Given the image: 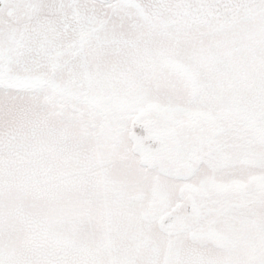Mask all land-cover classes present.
I'll return each instance as SVG.
<instances>
[{
  "label": "snow or ice",
  "instance_id": "obj_1",
  "mask_svg": "<svg viewBox=\"0 0 264 264\" xmlns=\"http://www.w3.org/2000/svg\"><path fill=\"white\" fill-rule=\"evenodd\" d=\"M0 264H264V0H0Z\"/></svg>",
  "mask_w": 264,
  "mask_h": 264
}]
</instances>
